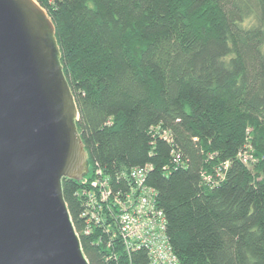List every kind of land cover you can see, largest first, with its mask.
I'll return each mask as SVG.
<instances>
[{
    "label": "trees",
    "instance_id": "16d2710c",
    "mask_svg": "<svg viewBox=\"0 0 264 264\" xmlns=\"http://www.w3.org/2000/svg\"><path fill=\"white\" fill-rule=\"evenodd\" d=\"M35 1L55 26L88 168L126 192L128 171L149 166L180 264H264V0ZM81 189L62 181L88 262L150 264L102 223L84 233Z\"/></svg>",
    "mask_w": 264,
    "mask_h": 264
},
{
    "label": "water",
    "instance_id": "95a60500",
    "mask_svg": "<svg viewBox=\"0 0 264 264\" xmlns=\"http://www.w3.org/2000/svg\"><path fill=\"white\" fill-rule=\"evenodd\" d=\"M55 26L35 0H0V264H90L62 181L89 171Z\"/></svg>",
    "mask_w": 264,
    "mask_h": 264
},
{
    "label": "built area",
    "instance_id": "2783aa9c",
    "mask_svg": "<svg viewBox=\"0 0 264 264\" xmlns=\"http://www.w3.org/2000/svg\"><path fill=\"white\" fill-rule=\"evenodd\" d=\"M148 170V165L131 168L126 175L128 190L122 192L100 168L92 166L79 181L85 200L81 214L85 217L84 233L89 234L93 224L102 223L101 230L118 237L126 254L145 248L150 264H180L168 245L165 218L155 206V191L145 183Z\"/></svg>",
    "mask_w": 264,
    "mask_h": 264
}]
</instances>
